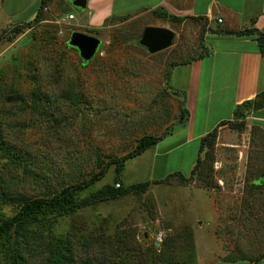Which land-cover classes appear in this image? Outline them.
<instances>
[{
	"label": "rangeland",
	"instance_id": "1",
	"mask_svg": "<svg viewBox=\"0 0 264 264\" xmlns=\"http://www.w3.org/2000/svg\"><path fill=\"white\" fill-rule=\"evenodd\" d=\"M38 5L0 0V224L16 214L21 199L50 198L109 166L104 178L76 195L75 212L45 211L42 225L24 238L13 235L19 263L47 264L56 255L64 264L262 259L264 133L251 125V108L209 136L199 167L185 179L153 184L161 178L152 170L153 150L127 161L120 176L109 164L143 137L163 139L188 121L171 75L174 64L203 53L195 22H174L163 11L108 19L98 30L87 29L91 34L84 30L102 44L83 66L67 41L81 31L76 24L84 12L70 0H48L41 11ZM69 12L76 20L66 19ZM149 26L174 32L172 46L154 54L141 46ZM140 182L152 184L144 192L83 204L106 185ZM4 241L0 264H17Z\"/></svg>",
	"mask_w": 264,
	"mask_h": 264
},
{
	"label": "crops",
	"instance_id": "2",
	"mask_svg": "<svg viewBox=\"0 0 264 264\" xmlns=\"http://www.w3.org/2000/svg\"><path fill=\"white\" fill-rule=\"evenodd\" d=\"M141 11H163L195 22L201 31L203 53L177 62L171 75L172 86L186 94L188 121L147 150H153L152 170L161 172L157 179L175 172L189 176L201 139L231 121L238 105L264 91V54L257 35L244 34L249 29L264 33V0H88L76 25L86 33L108 19ZM248 118L264 133V108ZM174 163L178 167L168 169ZM258 264H264V257Z\"/></svg>",
	"mask_w": 264,
	"mask_h": 264
},
{
	"label": "trees",
	"instance_id": "3",
	"mask_svg": "<svg viewBox=\"0 0 264 264\" xmlns=\"http://www.w3.org/2000/svg\"><path fill=\"white\" fill-rule=\"evenodd\" d=\"M48 0H41L39 5H38V10L41 11L44 4ZM158 11H154V14L158 15ZM170 16V15H169ZM171 20L174 22H182L184 19L177 18L174 16H170ZM17 32H21L22 28L19 26L17 27ZM98 30V29H97ZM93 31V30H92ZM90 33V32H89ZM91 34V33H90ZM244 34H256L257 35V43L259 46V49L262 54H264V33L257 31L256 29H249L244 31ZM69 47V46H68ZM71 48V47H69ZM73 49V48H71ZM75 50V49H73ZM76 51V50H75ZM202 54V53H201ZM85 66V65H83ZM175 64L173 65L174 68ZM184 95V101H186V94L185 92H182ZM249 107L251 108V111L255 112L258 111L262 108H264V91L260 92L257 97L253 100L246 101L242 103L241 105H238L235 110H234V117L238 116L239 113L242 111L243 108ZM186 118L184 120H187L188 118V111L186 110ZM226 122H222L219 127L225 125ZM216 129L211 131L208 135L204 136L201 141H200V147L199 151L203 149L206 141L208 140L209 136H214L216 134ZM162 138L159 137H143L142 139L139 140V142L136 144L135 149L128 153L127 155H124L121 158H116L113 159L109 162L110 165H115L116 166V173L117 175H121L125 163L131 159H134L141 154H143L145 151H147L149 148L153 147L156 145L159 141H161ZM201 160L200 157L197 159L196 166L195 168L191 171V174L195 172V170L199 167ZM109 165H107L104 169H102L99 173L96 175L92 176L90 179L86 181H82L80 183L74 184V185H69L65 187L63 190L59 191L58 193H55L52 197L50 198H36V199H21L18 203V209L15 215H13L11 218L8 219H2L1 224H0V242L3 240L4 243H8L9 247L15 251L14 257L17 259V264H20L19 261V255L20 251H18V245L16 246V241L13 238V235L17 236H22L23 238L26 237L28 232L30 233V230L34 226L40 225L41 224V219L40 215L47 211V212H52V213H57L59 215H64V214H70L73 213L77 210L78 205L76 202V195L78 193H81L85 191L89 186L93 185L94 183L100 181L102 178L105 177L106 170ZM181 176L182 178L185 179V175H183L180 172H175L164 179L161 180H152L151 182L153 184H163V183H170L171 178L175 176ZM151 182H140L134 185H130L127 187H121V184L118 188H115L112 185H106L105 187L101 188L100 190L92 193L90 197L85 199L83 201L84 205H92L95 203H98L100 201L110 199V198H117L120 196H123L125 194H128L130 191H140L144 192L146 188L149 186V184H152ZM264 185V184H263ZM42 225V224H41ZM45 227V225H44ZM37 233V231H36ZM12 239V240H11ZM262 259L259 258L257 263L253 262L251 264H258L259 261ZM47 264H64L60 262L59 256L56 255L54 256Z\"/></svg>",
	"mask_w": 264,
	"mask_h": 264
},
{
	"label": "water",
	"instance_id": "4",
	"mask_svg": "<svg viewBox=\"0 0 264 264\" xmlns=\"http://www.w3.org/2000/svg\"><path fill=\"white\" fill-rule=\"evenodd\" d=\"M71 3L75 8L83 11L87 8L88 0H71ZM174 38V32L168 28L149 26L144 29L139 43L154 54L171 47ZM67 44L78 52L82 65H87L96 56L102 42L96 36L74 31L71 33ZM258 182L264 184V176Z\"/></svg>",
	"mask_w": 264,
	"mask_h": 264
},
{
	"label": "built area",
	"instance_id": "5",
	"mask_svg": "<svg viewBox=\"0 0 264 264\" xmlns=\"http://www.w3.org/2000/svg\"><path fill=\"white\" fill-rule=\"evenodd\" d=\"M66 19H68V20H73V19H74V15H69V16H67ZM66 19H64L63 21L65 22ZM119 186H120V184L117 185V187H119Z\"/></svg>",
	"mask_w": 264,
	"mask_h": 264
}]
</instances>
